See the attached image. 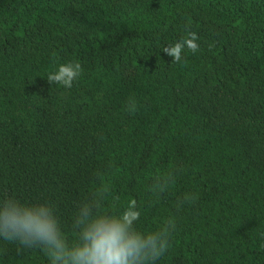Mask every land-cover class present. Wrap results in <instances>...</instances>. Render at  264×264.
Here are the masks:
<instances>
[{
    "label": "trees",
    "instance_id": "16d2710c",
    "mask_svg": "<svg viewBox=\"0 0 264 264\" xmlns=\"http://www.w3.org/2000/svg\"><path fill=\"white\" fill-rule=\"evenodd\" d=\"M66 63L72 86L48 82ZM8 197L51 204L69 243L102 197L172 225L156 264H264V0H0ZM0 264L49 260L0 240Z\"/></svg>",
    "mask_w": 264,
    "mask_h": 264
},
{
    "label": "clouds",
    "instance_id": "9594fccd",
    "mask_svg": "<svg viewBox=\"0 0 264 264\" xmlns=\"http://www.w3.org/2000/svg\"><path fill=\"white\" fill-rule=\"evenodd\" d=\"M187 47L196 52L194 34L165 48L174 61ZM80 74L78 64L66 63L49 73L47 81L70 88ZM102 197L82 202L72 217L74 240L69 243L63 225L49 203L0 199V240L25 248L39 247L49 264H156L169 246L168 224L156 231L136 227L140 212L133 205L111 214L101 211Z\"/></svg>",
    "mask_w": 264,
    "mask_h": 264
}]
</instances>
